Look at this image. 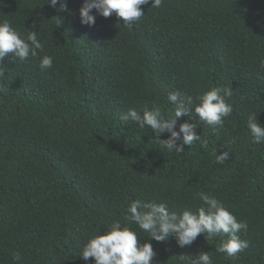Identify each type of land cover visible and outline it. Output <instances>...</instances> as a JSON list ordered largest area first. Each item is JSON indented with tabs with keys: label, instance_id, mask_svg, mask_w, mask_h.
<instances>
[{
	"label": "trees",
	"instance_id": "16d2710c",
	"mask_svg": "<svg viewBox=\"0 0 264 264\" xmlns=\"http://www.w3.org/2000/svg\"><path fill=\"white\" fill-rule=\"evenodd\" d=\"M65 2L61 12L46 0H0V21L22 36L36 31L43 44L37 57L0 62V264H16L13 251L19 264H95L80 251L116 220L151 243L152 264L200 253L212 264H264V144L247 129L250 114L264 126V0H163L158 9L142 6L131 28L95 10V24L82 25L84 0ZM45 54L53 65L41 70ZM213 87L233 92L232 114L215 132L189 118L206 148L196 141L170 153L150 129L120 121L129 108L154 104L174 118L169 92L195 98ZM175 120L178 132L188 117ZM225 151L228 160L217 164ZM200 192L247 223L238 235L249 247L235 258L215 251L222 237L179 247L125 219L135 200L195 212Z\"/></svg>",
	"mask_w": 264,
	"mask_h": 264
},
{
	"label": "clouds",
	"instance_id": "9594fccd",
	"mask_svg": "<svg viewBox=\"0 0 264 264\" xmlns=\"http://www.w3.org/2000/svg\"><path fill=\"white\" fill-rule=\"evenodd\" d=\"M46 2L52 8L59 4L58 11H68L65 0ZM162 3L163 0H84L79 9V19L82 25L93 26L96 17L92 13L95 10L96 14L104 18L115 14L125 27L131 28L144 16L142 6L150 4L151 8L158 9ZM55 21L56 25L62 23L60 17H55ZM42 51L43 44L36 31H27L26 36H22L8 20L0 21V62L6 54H12L16 60L25 61L30 57H37ZM52 65L51 56L45 54L40 57L41 70L50 69ZM260 70L264 71V60L260 62ZM4 72L3 66L0 67V79ZM232 94L229 87H213L195 98L179 91L169 92L167 100L174 106V118H166L160 107L154 104L151 108L145 106L140 111L129 108L120 116V121L125 125L128 122L138 124L140 130L150 129L157 137L155 141L170 153H182L185 146L189 147L196 141H200L201 147L206 148L208 141H201V136L196 134V124L189 122V118L194 114L215 132L223 127L224 118L232 114V105L228 103ZM182 116H187L188 121L179 125L178 132L174 131L175 118ZM247 129L252 143L264 144V126L257 122V115L248 116ZM163 133H167L168 137L160 140ZM181 138V143L177 144V140ZM215 156L217 164H224L229 153L225 151ZM198 198L202 205L195 212L184 210L179 214L169 211L164 203L130 201L125 219L128 223L137 225L148 233L151 240L157 242L166 241L172 236L179 247H184L192 244L197 236L206 235L208 240L222 237L215 251L223 253L225 258H235L238 253L246 250L249 242L241 239L238 233L247 230V223L238 221L225 204L214 196L200 192ZM79 255L85 261L92 258L95 264H152L156 252L150 242L138 243L136 231L116 220L103 235H97L96 232L84 244ZM175 257L177 264H212L209 253H200L195 258L185 255ZM12 258L19 264L21 253L13 251Z\"/></svg>",
	"mask_w": 264,
	"mask_h": 264
}]
</instances>
